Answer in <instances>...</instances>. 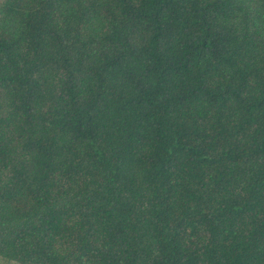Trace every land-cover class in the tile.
<instances>
[{
  "label": "trees",
  "instance_id": "obj_1",
  "mask_svg": "<svg viewBox=\"0 0 264 264\" xmlns=\"http://www.w3.org/2000/svg\"><path fill=\"white\" fill-rule=\"evenodd\" d=\"M0 257L264 264V0H0Z\"/></svg>",
  "mask_w": 264,
  "mask_h": 264
},
{
  "label": "rangeland",
  "instance_id": "obj_2",
  "mask_svg": "<svg viewBox=\"0 0 264 264\" xmlns=\"http://www.w3.org/2000/svg\"><path fill=\"white\" fill-rule=\"evenodd\" d=\"M0 264H16L15 262L9 261L3 257H0Z\"/></svg>",
  "mask_w": 264,
  "mask_h": 264
}]
</instances>
